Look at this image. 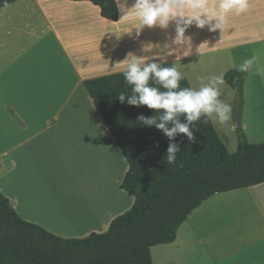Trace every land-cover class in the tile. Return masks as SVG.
I'll return each instance as SVG.
<instances>
[{"label":"crops","instance_id":"crops-1","mask_svg":"<svg viewBox=\"0 0 264 264\" xmlns=\"http://www.w3.org/2000/svg\"><path fill=\"white\" fill-rule=\"evenodd\" d=\"M249 5L244 14L230 13L223 31L187 27L189 43L179 53L171 51L180 47L172 43L176 21L137 29L134 16L108 20L88 1L0 7V193L15 213L64 239L105 233L134 203L121 188L129 165L83 83L123 73L132 53L145 63L175 65L196 87L195 62L227 69L264 48V0ZM68 163L90 168L83 188L58 175ZM158 246L165 247L163 264L173 250L179 256L172 264L189 257L198 264H264V183L215 194L189 215L173 243Z\"/></svg>","mask_w":264,"mask_h":264},{"label":"trees","instance_id":"trees-1","mask_svg":"<svg viewBox=\"0 0 264 264\" xmlns=\"http://www.w3.org/2000/svg\"><path fill=\"white\" fill-rule=\"evenodd\" d=\"M15 1L0 0V7ZM71 1L91 2L103 18L118 20L113 0ZM245 74L233 69L224 75L226 85L238 98ZM149 83L166 91L154 80ZM83 85L127 160L129 169L121 188L134 203L105 233L64 239L23 221L0 193V264H152L151 248L173 243L180 226L204 201L218 193L264 183V142L249 143L242 129L237 130L234 153L228 151L211 120L204 122V116L189 124L191 141L183 133L170 140L155 125H144L138 119L143 115L159 122L162 110L129 105L132 86L123 73L87 80ZM180 85L190 86L186 78ZM177 118L188 123L183 114ZM173 126L169 122V129ZM170 143L180 148L173 164H167Z\"/></svg>","mask_w":264,"mask_h":264},{"label":"clouds","instance_id":"clouds-1","mask_svg":"<svg viewBox=\"0 0 264 264\" xmlns=\"http://www.w3.org/2000/svg\"><path fill=\"white\" fill-rule=\"evenodd\" d=\"M121 18L134 16L138 20L137 29L158 26L165 29L170 21H176V35L172 41L180 47L171 49L174 53L183 50L188 44L185 38L186 28L195 24L197 28L208 27L209 32L224 30L230 13L237 16L248 11L249 0H113ZM147 45L144 51L151 49ZM167 47V46H166ZM187 55V51H183ZM124 80L131 85L132 95L128 98L129 105H144L149 109L162 110L159 122L155 118H146L143 115L138 119L144 125L160 129L171 140L177 133L186 134L193 139L189 124L200 120L204 116L205 123L210 120L225 125L232 119L233 106L231 103L219 99L220 86L225 83L223 74L202 76L196 87H181L183 73L173 65L164 67L160 63H145L136 55L129 53L124 60ZM236 71L259 76L264 80V62H260L256 55L245 58L236 66ZM150 80L157 82L166 91L150 85ZM205 81H207L205 83ZM121 103L125 100L123 92L119 94ZM183 114L188 123H180L178 116ZM214 114V115H213ZM171 122L174 126L169 129ZM180 151L179 145L170 143L167 149V164H173Z\"/></svg>","mask_w":264,"mask_h":264},{"label":"rangeland","instance_id":"rangeland-1","mask_svg":"<svg viewBox=\"0 0 264 264\" xmlns=\"http://www.w3.org/2000/svg\"><path fill=\"white\" fill-rule=\"evenodd\" d=\"M257 57L260 62H264V48L258 50ZM241 62L242 61H233L232 65H229L228 68L225 69L221 67L218 68L213 64H208V62L204 63L197 61L194 63L195 65L192 66L191 71H193V69L197 70L194 73V76H190V79L191 81L199 82V78L202 76L221 75L222 71L227 72L229 70L236 69V66ZM248 75L249 77L246 78V84L242 89L241 98H238L236 92L230 89L225 83L220 86V91L222 94L219 99L231 103L233 106V113L232 119L223 126L215 121L214 122L218 130V135L230 153L236 152L238 129L243 130V133L245 134V137L249 143L260 144L264 142V81L263 84H261L259 83L257 76L250 74ZM246 76L247 73L245 74V77ZM206 82L207 81H205V83ZM238 112L240 113V128L237 127L236 123V116ZM70 166L71 165L69 163L64 164L63 167L58 170V175L63 178L67 177L68 175V177L75 184H77L76 181H78L80 186L83 188L84 185H86V181H90V168L88 170L85 169L86 171H84L83 169H79L77 167L70 168ZM104 175L107 180L106 182L109 184V186H111L113 179H111V174L107 169L104 171ZM238 208H240V206ZM163 248L165 247L157 246L151 250L153 259L152 264H163V258L165 257ZM173 252L174 253L172 255H169L166 258L165 263L167 261L168 264H172V260L176 259V256H179V254L174 250ZM180 257H182V255H180ZM193 259V257L187 258L184 264H198V261L195 263L193 262Z\"/></svg>","mask_w":264,"mask_h":264},{"label":"water","instance_id":"water-1","mask_svg":"<svg viewBox=\"0 0 264 264\" xmlns=\"http://www.w3.org/2000/svg\"><path fill=\"white\" fill-rule=\"evenodd\" d=\"M236 123H237V127L240 128L241 127V122H240V113L238 112L237 116H236Z\"/></svg>","mask_w":264,"mask_h":264}]
</instances>
